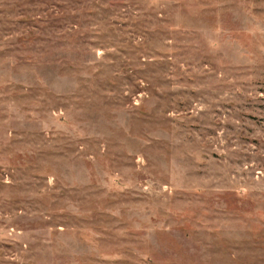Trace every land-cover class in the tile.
<instances>
[{"label":"rangeland","instance_id":"rangeland-1","mask_svg":"<svg viewBox=\"0 0 264 264\" xmlns=\"http://www.w3.org/2000/svg\"><path fill=\"white\" fill-rule=\"evenodd\" d=\"M0 264H264V0H0Z\"/></svg>","mask_w":264,"mask_h":264}]
</instances>
